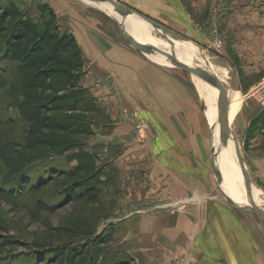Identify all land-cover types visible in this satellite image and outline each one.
<instances>
[{"label":"rangeland","instance_id":"obj_1","mask_svg":"<svg viewBox=\"0 0 264 264\" xmlns=\"http://www.w3.org/2000/svg\"><path fill=\"white\" fill-rule=\"evenodd\" d=\"M58 1L63 3L62 8H67L68 11L71 9L75 13L84 11V14L91 16L94 20V27L112 41L127 47L128 50L147 61L174 70L177 76H180L192 94L196 96L208 125V138L211 145L208 172L212 186L207 197L235 208L222 194L214 178L213 149L217 175L224 189L231 197L244 200L241 203H233L239 208H247L250 206L249 201L253 200L259 207L264 208L261 196V193L264 194V190L257 184L254 171L248 164L246 156L249 150V141L256 135L252 132L257 130L260 133L258 135L264 138V0L208 1L210 5L207 6L205 14L197 17L202 20V23L207 20L206 24L196 30L200 31L202 40H207L205 44L191 41L187 36L167 30L157 22L156 26L170 39L190 42L206 58L205 61L216 63L218 69L226 70V73L232 77L231 82H228L224 78L213 75L221 92L220 107L214 118L211 116V111L205 109L204 100L206 99L210 106H217L219 91L210 83L208 76L202 75L198 71L190 72L175 65L172 66L177 62L186 64L190 68H196V61H198L196 55L187 45H172L170 41L154 32L145 21H136L135 19L133 24L130 22L131 14L122 15L95 0H0V4H14L28 18L38 24L42 23V19L50 20L53 17L54 24L58 27V22L62 19L60 16L62 11L57 14L58 8H61ZM117 1L120 2V0ZM230 3H232L231 7L236 9L239 20L233 23L234 26L221 27L220 16ZM128 7L135 13L145 16L132 7ZM187 11L192 17H195L192 7L187 8ZM131 23L133 25L129 27ZM120 24L130 33L126 32L125 34L121 30ZM128 35L140 42L146 38L144 42L152 44L153 48L164 49L166 57L150 54L153 57L151 58L145 53H149V51L145 49H143L144 52L140 51ZM168 62L173 64L170 65ZM85 70L84 68L83 76L86 74ZM16 81L15 64L1 65L0 146L6 143L23 144L24 142L26 124L15 109V102L20 96ZM89 94L91 95L90 92ZM94 100L96 111L90 113L89 118L93 128L94 126L97 128L106 118L104 113L98 111L97 99ZM239 105V111L234 115ZM117 108L122 115L119 119L132 128L133 143L147 146L150 141L147 124L135 116L134 112H128L129 108L122 104H119ZM250 113L251 115L248 116ZM255 114H259L260 119L257 127L252 128L253 120H250L247 133L243 135L244 125L246 122L249 123L248 117L251 118ZM212 135L213 143L211 142ZM101 140L102 135L100 134L86 139V149L101 150L103 148ZM91 141L92 143L95 141L96 144L100 142L101 146L94 145V147ZM252 151L257 152L251 149V153H254ZM251 153L249 154L251 155ZM92 154L95 156L96 167L103 168L101 180L104 182L94 201L68 202L53 212L42 209L41 204L50 206L60 200L56 194L66 183L63 178H56L39 193H27L21 198H15V201L13 199L7 201L0 196V224L7 229L0 231V234L14 236L20 242L12 251L11 257L0 264H38L31 260L23 243L63 244L68 242L63 228L82 220L87 221L85 226L94 236L101 237L103 235L108 238L104 244L107 249V258L102 264H111L114 262L113 260L126 259L127 257L130 261L129 264H165L166 258H168L166 264H189L175 252V248L168 242L165 244L170 246L168 247L170 251L165 246L161 245V247L157 237L152 233L160 220L180 222L181 217L188 214L189 207L199 206L200 196L191 192V195L186 198L173 197L172 189L167 188L169 183L164 179L165 173L155 168L153 162L150 164V161L146 162V160L141 163L136 161L133 156H116L118 153L113 156L101 153L102 155L99 157L95 153ZM240 159L242 170L239 166ZM58 161L64 169L72 166L64 158L58 159ZM5 173L6 169L0 161V188L8 189L9 186L2 180ZM230 174L238 182L237 177L240 178L244 186L241 191L246 193L232 194L235 193L232 191L234 189L226 183ZM169 175L171 174L169 173ZM241 191L238 190V193ZM176 192L177 187L176 190L174 189V193ZM161 204H178L181 208L156 209V206ZM159 246L161 250H159Z\"/></svg>","mask_w":264,"mask_h":264},{"label":"crops","instance_id":"obj_2","mask_svg":"<svg viewBox=\"0 0 264 264\" xmlns=\"http://www.w3.org/2000/svg\"><path fill=\"white\" fill-rule=\"evenodd\" d=\"M208 1L212 0H120L167 30L202 44L207 40H202L200 31L196 30L205 26L207 20L202 23L197 17L205 14L210 5ZM57 3L61 7H57V14L62 11L59 30L74 37L84 61L86 74L80 84L97 99L98 111L106 118L97 128L94 126V134L89 137L102 135L103 148L99 151L89 149V152L98 157L101 153L111 156L118 153L116 156H133L141 163L153 162L155 168L165 173L164 179L173 197L186 198L191 192L200 196L199 206L189 207L188 214L183 215L180 222H157L152 234L157 237L158 244L174 247L189 264H264V208H259L261 213L243 211L207 197L212 186L208 172L211 145L207 121L196 96L174 70L147 61L112 41L94 27L93 18L84 11H68L62 8L63 3ZM231 6L232 3L220 16L221 27L234 26L239 20L236 9ZM190 7L195 17L187 11ZM132 23L129 27L135 22ZM225 31L227 33V29ZM119 104L147 124L150 136L147 146L133 143L131 126L119 119L122 116L117 108ZM239 108L240 105L234 115ZM258 115L247 116L249 123L244 125L243 135L247 133L250 120H253L252 128L257 127ZM252 133L256 135L249 141L246 156L257 184L264 190V138L257 130ZM99 143L91 141L93 146H101ZM251 149L257 152L251 153ZM243 188L242 185L231 190L238 193Z\"/></svg>","mask_w":264,"mask_h":264},{"label":"trees","instance_id":"obj_3","mask_svg":"<svg viewBox=\"0 0 264 264\" xmlns=\"http://www.w3.org/2000/svg\"><path fill=\"white\" fill-rule=\"evenodd\" d=\"M15 64L19 99L15 109L25 122L23 144L0 146L6 169L0 196L7 201L27 193H39L56 178L66 182L54 205L41 204L53 212L73 201H94L100 193L103 168L85 140L94 134L89 114L96 111L95 98L80 84L84 62L74 37L60 32L54 18L38 24L14 4H0V66ZM72 166L64 169L58 159ZM12 201V202H14ZM86 220L63 228L68 242L59 245L23 243L38 264H102L107 258L108 238L88 231ZM0 224V231H6ZM20 242L0 234V263L12 255ZM111 264H129V258Z\"/></svg>","mask_w":264,"mask_h":264},{"label":"water","instance_id":"obj_4","mask_svg":"<svg viewBox=\"0 0 264 264\" xmlns=\"http://www.w3.org/2000/svg\"><path fill=\"white\" fill-rule=\"evenodd\" d=\"M97 1L98 3H101V4H105L109 7H111L114 11H117L119 13H121L122 15H127V14H135L137 17H139L140 19L144 20L151 28L154 32L160 34L161 36H163L164 39L174 43V41L172 39H170L166 34H164V32H162L156 25L157 23L154 22L153 20L149 19L148 17L146 16H143L141 14H138V13H135L131 8H129L128 6L120 3L119 1L117 0H95ZM120 27H121V30L126 34V31H125V27L120 24ZM128 37L132 40V42L135 44V46L142 52L143 49L141 48V44L136 42L134 39H132L129 35ZM146 48H148L147 45H144ZM204 57V56H203ZM204 59H206L204 57ZM175 66L181 68V69H184V70H188L190 72L192 71H199L201 72L202 74H205L206 76H208V79L210 81V83L216 87L219 91V96H218V100H217V109H219L220 107V100H221V92H220V86L218 85V82L216 81L215 77L210 73V72H207L206 70L202 69V68H190L189 66H187L186 64H182V63H177L175 62L174 64ZM240 93V92H239ZM241 95V94H240ZM211 142L213 143V138L211 136ZM239 154V152H238ZM212 156H213V171H214V175H215V179H216V182L220 188V191L222 192V194L225 196V198L233 205V207L237 208V209H240V210H243V211H255V212H258V213H261L260 212V207L253 201L251 200L250 201V206L247 207V208H239L238 206H236L232 200H230L228 198V196L224 193V191L222 190V187H221V183L218 179V176H217V170H216V165H215V162H214V154H213V149H212ZM239 158H240V154H239ZM239 166H240V169L242 170V161L240 159V162H239ZM248 181V180H247ZM263 214V213H262Z\"/></svg>","mask_w":264,"mask_h":264},{"label":"bare ground","instance_id":"obj_5","mask_svg":"<svg viewBox=\"0 0 264 264\" xmlns=\"http://www.w3.org/2000/svg\"><path fill=\"white\" fill-rule=\"evenodd\" d=\"M105 5V4H104ZM131 15H134V16H136L135 14H132L131 13ZM130 15V16H131ZM137 17V16H136ZM139 20H141V21H144V20H142V19H140L139 17H137ZM131 20L132 21H134L135 20V18H133L132 16H131ZM125 31L127 32V33H130L126 28H125ZM134 31H135V29H134ZM137 36V35H136ZM133 37V36H132ZM134 38V37H133ZM139 40L140 39H142V38H138ZM144 40H146V38H143ZM134 40H136L135 38H134ZM138 43H140L141 44V48L142 49H145V50H148L149 51V53H147V52H145L148 56H150L151 58H153L152 57V55H150V54H153V55H158V56H161V57H163V58H165L166 57V55L164 54V49H160V48H153V45L152 44H150V43H147V42H140V41H138V40H136ZM172 45H187L191 50H192V52L196 55V57H197V59H198V61H196V68H202V69H204V70H206L207 72H210L212 75H214V76H217V77H220V78H224V79H226L228 82H231V80H232V77L231 76H229L228 75V73H226V70L224 71V70H220V69H218L217 67H216V63L214 64V63H211V62H209L208 60H206L205 61V59H204V57H203V55H202V53L199 51V50H196L194 47H193V45L190 43V42H182V41H174V43H172V42H170ZM144 45H147L148 46V48H146ZM144 51V50H143ZM199 72V71H198ZM199 73H201V72H199ZM202 74V73H201ZM202 75H205V74H202ZM239 93V92H238ZM200 94V93H199ZM240 94V93H239ZM200 96H201V94H200ZM202 97V96H201ZM204 100V99H203ZM204 102H205V109L206 110H209V111H211V116L214 118V117H216V115H217V112H218V109H217V106L216 105H213V106H210V104L208 103V101H206V99L204 100ZM212 138H213V135H212ZM218 176V175H217ZM235 178V177H234ZM232 176H231V174L228 176V178H227V180H226V183H227V185L229 186V187H231L232 189H234V190H236V189H238L239 187H240V185H242L240 182H238L237 181V179L235 178L234 179ZM218 179H219V177H218ZM219 181H220V179H219ZM220 183H221V181H220ZM240 183V184H239ZM239 184V185H238ZM221 187H222V190L224 191V193L228 196V198L230 199V200H232V202H238V203H241V202H244V200H239V199H236V198H233V197H231L230 195H228V193L226 192V190L224 189V186L222 185V183H221ZM243 193H246V192H240V193H232V194H234V195H237V194H243ZM261 196H262V200L264 201V194L263 193H261Z\"/></svg>","mask_w":264,"mask_h":264},{"label":"built area","instance_id":"obj_6","mask_svg":"<svg viewBox=\"0 0 264 264\" xmlns=\"http://www.w3.org/2000/svg\"><path fill=\"white\" fill-rule=\"evenodd\" d=\"M172 208V207H174V208H181V206L180 205H178V204H161V205H158V206H156V209H162V210H164L165 208Z\"/></svg>","mask_w":264,"mask_h":264}]
</instances>
